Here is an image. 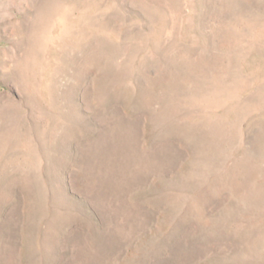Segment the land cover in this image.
Here are the masks:
<instances>
[{
  "label": "rangeland",
  "instance_id": "1",
  "mask_svg": "<svg viewBox=\"0 0 264 264\" xmlns=\"http://www.w3.org/2000/svg\"><path fill=\"white\" fill-rule=\"evenodd\" d=\"M0 264H264V0H0Z\"/></svg>",
  "mask_w": 264,
  "mask_h": 264
},
{
  "label": "bare ground",
  "instance_id": "2",
  "mask_svg": "<svg viewBox=\"0 0 264 264\" xmlns=\"http://www.w3.org/2000/svg\"><path fill=\"white\" fill-rule=\"evenodd\" d=\"M51 7H52V9H53V5H52ZM47 8H48V7H47ZM49 8H50V7H49ZM52 9H51V11H52ZM41 13H42V12H41ZM42 14H43V13H42ZM42 14H41V16H42ZM39 15H40V14H39ZM45 15L48 16V14H45ZM45 15H44V16H45ZM35 21H36V20H35ZM63 26H64V25H63ZM38 27H39V26H38ZM35 28H36V27H35ZM30 29H31V28H30ZM67 32H69L68 29H67ZM49 59H50V58H49Z\"/></svg>",
  "mask_w": 264,
  "mask_h": 264
}]
</instances>
